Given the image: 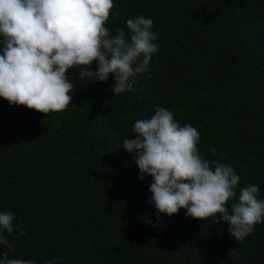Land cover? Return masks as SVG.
Wrapping results in <instances>:
<instances>
[{"label":"trees","instance_id":"16d2710c","mask_svg":"<svg viewBox=\"0 0 264 264\" xmlns=\"http://www.w3.org/2000/svg\"><path fill=\"white\" fill-rule=\"evenodd\" d=\"M140 15L152 19L158 51L133 91L113 94L111 75L101 83L72 68V103L61 112L0 98V212L24 231H5L15 252L0 245V255L35 264H264V222L242 241L218 215L194 220L180 209L157 223L152 177L141 180L135 153L123 148L137 120L167 108L200 132L202 159L234 169L237 196L255 184L264 199V0H113L105 27L127 32Z\"/></svg>","mask_w":264,"mask_h":264},{"label":"clouds","instance_id":"9594fccd","mask_svg":"<svg viewBox=\"0 0 264 264\" xmlns=\"http://www.w3.org/2000/svg\"><path fill=\"white\" fill-rule=\"evenodd\" d=\"M112 8L113 0H0V98L44 115L61 112L72 103L73 84L65 75L72 68L81 69V78L101 83L111 75L113 94L133 91L137 76L146 72L158 51L153 43L157 36L152 19L143 15L125 22L127 32L117 28L110 35L105 23ZM93 62L95 71L90 70ZM133 133L134 139L123 140V148L135 153L139 178L152 177L149 203L156 209L157 223L159 215L172 216L180 209L194 220H215L218 215L231 236L242 241L264 222L258 186L244 187L237 196L240 177L234 169L220 161L213 167L202 159L200 132L190 124L181 126L172 111L157 107L151 118L133 124ZM209 151L216 153L215 147ZM13 221L11 212H0V245L11 252L15 248L4 232L24 235L23 226ZM0 264L35 261L9 258L4 252Z\"/></svg>","mask_w":264,"mask_h":264}]
</instances>
